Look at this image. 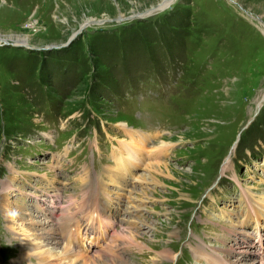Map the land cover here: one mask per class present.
<instances>
[{
  "label": "rangeland",
  "instance_id": "1",
  "mask_svg": "<svg viewBox=\"0 0 264 264\" xmlns=\"http://www.w3.org/2000/svg\"><path fill=\"white\" fill-rule=\"evenodd\" d=\"M191 79L194 92L183 84ZM47 96L53 116L38 114ZM160 139L173 147H157ZM119 152L133 164L144 158L126 186L114 179ZM133 164L122 161L119 173ZM261 203L264 0H0V264H58L46 248L66 245L77 264H264V252L245 248L264 245ZM91 204L101 215L92 226L79 210ZM250 218L258 239L245 238ZM78 220L74 250L62 230ZM128 227L144 246L117 238ZM40 231L43 248L23 252ZM199 244L212 258H195ZM115 245L119 256L99 253Z\"/></svg>",
  "mask_w": 264,
  "mask_h": 264
},
{
  "label": "bare ground",
  "instance_id": "2",
  "mask_svg": "<svg viewBox=\"0 0 264 264\" xmlns=\"http://www.w3.org/2000/svg\"><path fill=\"white\" fill-rule=\"evenodd\" d=\"M126 125V124H125ZM172 143V142H171ZM171 143H166L165 142V140H163V139H160V142H159V144L157 145V147H164L166 144L170 147V146H172L173 147V144H171ZM155 144V143H154ZM164 149V148H163ZM159 150H160V148H159ZM148 154H151V151L148 153ZM123 158V156L121 157V159ZM121 159H119L118 160V162H117V169L116 168H112V169H114V172L113 173H116L117 172V177H114V179L117 181V182H119V180L121 179L120 177L121 176H123V175H121L120 173H119V171L118 170H120V168H121V165H122V161H121ZM124 163H126V162H124ZM162 165H164V163H157V162H152V165H151V167L152 168H154L153 170H156V169H158L159 167H161ZM148 166H150V165H148ZM111 169V168H110ZM110 169H107V170H109V171H107L105 168L103 169V173H105L106 171L109 173L110 172ZM122 171V170H121ZM141 174V173H140ZM139 174V176H141V178H143V179H147V180H150V179H152L153 180V178H152V176H149V175H140ZM86 175V174H85ZM104 180L105 179H100V181L102 182V183H104ZM101 182H99L100 184H99V186L101 185ZM104 184H108V182L106 183H104ZM3 186V185H2ZM115 191V190H114ZM103 193H104V191H103ZM253 199H255V198H253ZM255 201H257V199H255ZM254 207V206H253ZM252 207V208H253ZM2 210H4V209H2ZM6 210V209H5ZM5 210H4V212H5ZM98 212V213H97ZM96 212V208H95V206L93 205V204H91V209H89L88 210V208H86V207H84V206H81L80 207V213L81 214H83L84 216H86L87 217V220H88V222L90 223V225L92 226V224H93V222H94V220L95 219H97V218H99V211H97ZM126 213V212H125ZM255 215L256 216H259V213H257V212H255ZM117 217V216H116ZM122 219V218H121ZM118 220V219H117ZM116 220V221H117ZM123 220V219H122ZM133 221V220H132ZM48 223H50V221H48ZM99 229H101L102 231L99 233V234H96V236L95 237H97L98 238V240H100L102 237L101 236H104V233H103V231H104V229L106 228V223H105V221H99ZM134 225H135V223H134ZM81 224H80V222H79V220H78V226H76V225H72V222H67L66 224H65V228L62 230V232L64 233V232H66V231H68V230H71V233L70 234H68V236L66 237V238H68L67 239V241H69V242H71L72 243V241H74V238L73 237H81V234L83 235V232H82V229H81ZM128 229V230H127ZM47 230H50V229H46V231ZM59 230V229H58ZM137 234V232H134V231H131V230H129V227L128 228H126V233H124L123 235H120L119 237H117V238H123V239H125L126 240V244H128V243H131V244H133L134 243V245L136 246V245H138V246H144L143 244H141L140 242H138V241H136L135 239H136V235ZM35 236V235H34ZM93 237H90V239H92ZM42 239H45V234H44V231H40V236L38 235V233L36 234V236H35V238H34V240L33 241H30V243L27 241L26 243H24L22 246H24V248H25V250L26 251H23V252H25L26 254H30L31 253V251L30 250H32L33 252H36V251H39V250H41L42 248H43V244H40L39 243V241L40 240H42ZM89 244H94V241H92L91 242V240L88 242ZM82 244H84V242H82ZM86 244V243H85ZM109 244H111V243H109ZM27 247H28V249H27ZM115 247H117V245H115L114 247H112V248H110L109 250L108 249H106L105 247L104 248H102L100 251H99V253H103L104 251L107 253V254H114V255H116V256H119V254H117V253H115ZM119 247V246H118ZM66 248L69 250L70 249V246H68V245H66ZM47 249V251H49V252H51V253H54V255L55 256H59L60 258H61V260H62V262L61 263H58V264H77L78 262L76 261L77 260V258H65L64 256H63V254H66V253H69L70 251H68V250H66L65 252L63 251L62 253L60 252V250H58L57 248H53V246H50V247H47L46 248ZM122 249V248H121ZM133 249H135V248H133ZM192 249H193V252H194V256H195V258L197 259H199L200 258V256H201V258H203V257H207V256H209L210 258H212L211 256H210V254L204 249V247H202V244H199V245H196V246H192ZM140 250V249H139ZM112 252H114V253H112ZM126 252V251H125ZM98 253V252H97ZM165 253V252H164ZM162 254L161 253V255H160V257H162V259H165V258H167V253H165V254ZM198 253H200V255L198 254ZM104 254V253H103ZM79 255H82V256H85L84 255V253H82V252H78V254H77V257L79 258ZM97 255V254H96ZM96 255L94 254V257H96ZM169 255V254H168ZM241 256V255H240ZM100 257V256H99ZM123 257V256H122ZM21 259V258H20ZM23 259V258H22ZM87 260H90L91 261V256H90V258H87ZM161 260V259H160ZM91 263V262H90ZM108 263V262H107ZM106 262H98V260H97V262H96V260H95V262L94 263H91V264H107ZM114 264H115V262H113ZM112 263V261H111V263L110 264H113ZM109 264V263H108ZM122 264H132V262H130V260L129 259H127V263H125V262H122ZM215 264H224L219 258H216L215 259Z\"/></svg>",
  "mask_w": 264,
  "mask_h": 264
},
{
  "label": "trees",
  "instance_id": "3",
  "mask_svg": "<svg viewBox=\"0 0 264 264\" xmlns=\"http://www.w3.org/2000/svg\"><path fill=\"white\" fill-rule=\"evenodd\" d=\"M202 86H203V85H202ZM193 87H194V88H193ZM193 87H192L191 89H195V90H197V88H196L195 85H194ZM195 90H194V91H195ZM192 98H193V97H192ZM188 108H190V107H188ZM188 108H187V109H188ZM191 110H192V109H191ZM191 110H189V111H191ZM238 132H239V131H238Z\"/></svg>",
  "mask_w": 264,
  "mask_h": 264
}]
</instances>
